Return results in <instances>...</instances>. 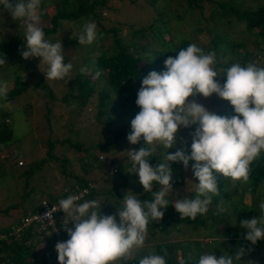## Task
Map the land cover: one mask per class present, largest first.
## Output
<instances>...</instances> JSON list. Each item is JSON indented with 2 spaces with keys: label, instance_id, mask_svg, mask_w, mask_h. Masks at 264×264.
<instances>
[{
  "label": "clouds",
  "instance_id": "obj_1",
  "mask_svg": "<svg viewBox=\"0 0 264 264\" xmlns=\"http://www.w3.org/2000/svg\"><path fill=\"white\" fill-rule=\"evenodd\" d=\"M41 3L42 0H15V3L0 0L4 11L24 23L21 56L38 58L39 68L43 62L47 66L43 73L48 80H62L73 66L64 63L60 40L53 43L45 39L41 27ZM96 39L97 25L94 21L86 22L77 39L78 44L90 45ZM216 62L215 51L205 53L191 43L174 57H167L163 62L164 70H152L142 78L135 99L139 112L130 121L126 139L132 145L141 139L144 141V146L138 150H128L132 165L130 174L137 175L143 191L151 192L153 198L141 201L135 194L124 195L116 215L101 214V205L96 200L78 203L83 193L61 199L58 208L53 205L44 213L43 219L37 217L47 221L55 231L53 214L64 213L63 227L69 238L55 244L58 264L131 261L133 250L145 246L150 220L159 221L170 203L181 218L195 219L208 212L212 196L218 193L217 173L234 182L248 180L251 163L264 152V67L255 63L242 66L237 62L227 68H217ZM5 65V58L0 56V66ZM80 71L86 73L88 69L81 68ZM100 75L97 70L95 77ZM221 76L226 77L223 83L215 79ZM7 90V82L0 81V96H5ZM213 94L228 101L234 114L217 115L195 99H188L208 98ZM193 125H196L194 131L188 133L190 154L183 147L165 154L167 149L175 146L178 130ZM182 143L186 141L182 140ZM157 146H162L165 151L161 154L162 159L151 165L149 158L154 156ZM189 161H193V179L187 180L186 191L194 190L195 197L170 201L173 177L169 162L181 163L188 170ZM154 183L160 186L158 191H153ZM259 208L264 210V202ZM69 223L72 224L70 228L67 227ZM240 227L246 230L243 239L255 245L264 239V214L241 220ZM245 254L243 246L235 252L223 249L219 255L204 252L197 264H241ZM167 255L166 251L157 254L152 250L140 257L138 264H166ZM179 264H188V261L181 259Z\"/></svg>",
  "mask_w": 264,
  "mask_h": 264
},
{
  "label": "trees",
  "instance_id": "obj_2",
  "mask_svg": "<svg viewBox=\"0 0 264 264\" xmlns=\"http://www.w3.org/2000/svg\"><path fill=\"white\" fill-rule=\"evenodd\" d=\"M118 1L121 2L120 0ZM12 2L15 3V0H12ZM0 8L3 9L2 6ZM102 10L116 13L119 8L112 6L111 0H77L71 3L69 10L57 9L48 18L47 24L41 25L45 39H47L48 35L57 31L60 20L77 22L82 18L80 23H86L88 18H92L97 25V39L90 44L85 56L80 60V66L75 76L72 79L66 77L69 83V90L76 89L77 93L73 95L69 92L65 95L68 98L65 99V96H63L62 99H65V102H69V99H71L76 103V107L82 109L80 105L84 106L90 100V96H94L95 107L86 118L95 119L94 128L97 131L98 140L94 144L93 142L87 145L83 144L82 137L84 138L86 132H88L86 125H84L82 133H76L75 141L68 140L66 142L67 147L72 151H77L78 148L79 152H82V155L76 158L75 153H73L75 151H70L71 154L69 155L65 154V142L63 140L58 141L53 138V140L48 141L49 148L39 160V165L49 162L58 169L65 168L62 173L69 169L71 171L77 170L75 182L79 185H86L88 181L96 183L98 178L103 176V181L108 186L96 193L98 196L97 202L101 205L100 212L103 215H116L117 208L122 206L124 195L135 194L141 201H150L153 198L151 192L143 191L137 175L135 173L130 174V171L125 169L127 165L131 166L130 163L125 165L117 164L116 167H111L112 161L109 160L108 162L106 155L103 160L97 159L96 156L98 151L105 152L108 146L117 145L129 133L130 121L139 112V108L135 105V99L142 78L152 70L157 72L164 70V60L169 56L174 57L176 52L191 43L201 47L205 53L215 51L217 61L215 66L217 68H227L237 62L242 66H246L248 63H255L260 67L258 61L261 58L264 59V0H256L254 8L246 5L245 0H169L168 4L167 0H153V4L144 10L151 11V15L146 17L145 21L137 27L136 25H125L118 21H113L111 17H103L100 15ZM185 13L192 15L196 22V28L181 38L176 45L172 46L171 39H162L159 29L161 25H165L172 19L181 20ZM205 14L207 15V23L201 25V21L206 18ZM103 20L111 21V23H104ZM229 31L231 33L233 31L237 33L246 31L251 36L245 42L250 43L246 47L250 52L235 51L233 48H238V44L233 41ZM71 42L72 45H77V49L80 47L76 38H73ZM70 44H66L69 51L68 55L63 54L64 63H67L65 61L67 56L77 52L76 47L69 46ZM23 45L24 32L20 33L16 38L0 40V56L5 58L6 64H18L24 59L21 56V51L24 50ZM243 45L246 46L245 44ZM25 62L27 63V61H24V66L27 67L28 65ZM81 68L91 69L89 73L93 75L99 70L101 75L98 78L94 76L91 79L86 73L80 71ZM215 79L223 83L226 77L221 76ZM42 82L45 83V81ZM43 83L42 86L45 89H49ZM11 84L13 85L8 88L7 94L4 96V100L7 102L25 89L18 74L12 76ZM208 98L212 101V109L208 108L209 111L221 116L234 114L228 101L220 99L215 94ZM188 99H195L199 104L200 99H203V101L207 100L201 96L189 97ZM26 107L28 108V106ZM123 121L127 123L122 125L121 122ZM98 122L101 123V134L97 127ZM5 123L6 118L3 117L0 120V127ZM195 127L196 125L191 126L192 129H195ZM12 134L11 130L0 128V144L8 145L12 141ZM78 136L81 140L77 139ZM102 137L103 140L100 141ZM186 142L191 143L190 137L186 139ZM56 143L58 146L54 152L53 149ZM92 149H96V152ZM150 158L152 161L154 156ZM113 168L115 170H112ZM34 169L35 166L29 165L22 170L21 175L28 176ZM216 176L218 187L220 174L217 173ZM175 181L182 183L181 178H176ZM234 185L235 189L232 194L235 195L238 203H240L241 195L245 190L251 193V198L253 197L251 199L252 205H255L264 196V194L259 192L260 188L264 186V152L251 163L248 180L246 182L235 181ZM159 188L158 184H153V191H158ZM194 194L195 192H189L186 197L194 198ZM173 196L170 195V201ZM59 197L64 198L66 194L62 192L58 194L49 193L46 198L51 200ZM212 198L217 201L231 199L229 194L219 189V187L218 193L213 195ZM83 199L78 201V203H82ZM20 204H17L14 208L20 206ZM7 208H3V213H6ZM241 208L245 212L248 207L241 205ZM19 212L23 211H18L14 214V222L17 221L16 214ZM212 217L214 218L213 215ZM251 218L252 216L249 217V219ZM118 221L119 218L117 216ZM202 222L204 220L200 218V215H197L195 219L181 218L180 214L176 212L170 203L159 221L150 220L148 237L144 248L134 249L133 259L128 262L120 260V264H138L139 258L152 250H155L157 254H163V251H166L168 254L166 264H179L181 259L188 261V264H195L194 260H196L197 264L199 256L208 249V246H203L202 241H193L194 251L188 252L186 247L179 248L175 244L177 241L169 243L166 238L171 227L176 229L181 225L195 227L197 224H202ZM7 230L8 227L1 228L0 233H6ZM241 232L240 225L220 231L221 238L214 243L212 241L209 245L213 249L212 252L218 253L216 250L218 245L222 251L224 249L228 252H235L236 248L243 246L246 249V254L241 257V264H246V260H250L247 257H254L255 260L264 264V261H262L264 260V239L252 245L243 239V235H240L242 234ZM39 234L40 232L37 231L35 225L31 224L16 240L13 239L10 242L0 241V264H46V259L43 257L42 252H35L32 247L38 242L36 238ZM215 234L217 235V232ZM33 235H36V237H32ZM48 238L52 240V238ZM25 242L28 243L26 244Z\"/></svg>",
  "mask_w": 264,
  "mask_h": 264
},
{
  "label": "rangeland",
  "instance_id": "obj_3",
  "mask_svg": "<svg viewBox=\"0 0 264 264\" xmlns=\"http://www.w3.org/2000/svg\"><path fill=\"white\" fill-rule=\"evenodd\" d=\"M77 0H42L40 12L41 15V25H46L48 18L57 10H69L71 8V3ZM112 6L119 8L116 13H110L106 10L100 11V15L103 17H111L113 21H118L119 23L125 25H141L146 17L151 15V11L145 10L146 7L153 4V0H111ZM167 0V4H168ZM171 3V2H170ZM256 0H245V4L249 5L250 8L255 7ZM180 11V8H179ZM206 18L201 21V25L207 23ZM82 18L75 22L69 20H60L57 26V31L48 35L47 39L50 42H57L58 40L62 43L63 54L68 55L69 48L66 46L67 43H71L72 39H78L79 35L83 32L84 24L80 23ZM93 21L92 18H88V22ZM104 23H111V21H105ZM118 23V24H119ZM196 22L192 18V15L185 13L181 20H174L161 25L160 31L162 34V39H171L172 46L183 38L185 35L189 34L196 27ZM24 32V23L22 20H15L11 15L0 8V40H8L9 38H16L20 33ZM230 32V31H229ZM230 36L234 42H237L238 48L234 47L235 51H249L247 46L250 43H245L251 38L246 31L242 32H230ZM204 41V39H202ZM75 43V42H73ZM78 43V42H77ZM245 44L246 46H244ZM80 45V44H79ZM66 46V47H65ZM74 47V48H75ZM90 45H80L77 52L67 56V63L72 64V70L66 76L68 79H72L80 66V60L85 56ZM251 48V47H249ZM233 50V51H234ZM250 52V51H249ZM27 61V67L24 66V61ZM66 63V64H67ZM260 67H264V59L258 61ZM47 66L40 62L38 58L23 59V61L18 64L8 63L5 66L0 67V81H6L8 88L13 84L12 76L18 74L25 89L14 96L11 101H5L4 96H0V120L3 117L6 118V123L0 128L9 129L12 131V141L6 144H0V229L8 227L14 222V214L18 211H33L37 209V205L40 199L46 198L47 194H58L63 192H68L71 190L73 185H77L75 182L76 171H71V169L62 173L65 168H56L49 162L39 165V160L47 152L49 146L48 141L56 138L58 141L63 140L64 151L66 155L71 154L67 147L68 140L75 141L76 133H82L84 125H86L88 132L86 136L82 137V142L87 145L91 142L93 144L97 142L98 136L97 131L94 128L95 119L92 120L91 117L86 118L87 115L91 114L95 100L94 96H90V100L84 106L76 107V103L69 99V102H65L68 97L65 96L67 93L76 94V89L69 90V83L66 77L62 80H48L45 78L43 71H46ZM91 70V69H90ZM90 70L86 72L91 79L95 75L89 73ZM42 81H45L43 83ZM42 83L49 89H45ZM51 94V96H50ZM65 96L63 100L62 97ZM207 100L200 99V104L207 109H212V101L209 98ZM203 101V102H202ZM197 102V101H196ZM28 106V108L26 107ZM26 107V108H25ZM77 110V111H76ZM122 125L127 122H121ZM94 125L92 128L91 126ZM90 126V128H89ZM98 130L100 134L102 132L101 123H97ZM194 131V129H184L178 130L176 136V143L173 148L167 149L168 153H174L177 149L183 147L187 154H190V142L182 143L189 138L188 133ZM130 132V131H129ZM99 133V132H98ZM181 134H183L181 136ZM127 136V135H126ZM126 136L117 143V145L112 147H107L105 152L98 151L96 156L103 160L105 155L107 156V161H112L111 167H116L117 164L130 163L128 158V150L136 149L144 146V141L141 139L135 145L130 144ZM181 136V137H180ZM81 140V138H77ZM103 140V137L100 141ZM58 144H55L53 151H56ZM59 148V147H58ZM96 152V149H92ZM61 151V150H59ZM75 151V150H73ZM72 151V152H73ZM165 151L162 146H157L156 151L153 154L154 158L151 161L149 158V163L151 165H156L160 159H162V153ZM75 157L82 155V152L77 151ZM16 166H15V164ZM20 162L21 164H18ZM172 168V193L174 195L172 200L179 198H186L188 191L187 180H192L191 165L193 161H189L188 170H185L181 163L169 162ZM29 165L35 166V169L28 176L21 175L23 169ZM132 166V165H131ZM131 166H126V170L130 171ZM110 167V168H111ZM113 170V169H112ZM73 176V177H72ZM180 176V177H179ZM176 178H181L182 183L175 181ZM103 176H100L96 183L91 181L87 182L88 193L84 196L85 200H96L98 201V196L96 193L108 186L103 181ZM193 182H197L193 180ZM219 189L226 191L231 197L230 200L217 201L212 198V203L208 206V212L204 215H200V218L204 220L202 224H197L195 227L181 225L177 229L171 227L168 230V237L166 241L169 243H175L180 248L186 247L188 252L194 251L193 241H202L203 246H208L205 252H212V247L209 246L211 242L218 241L220 237V231L226 228H231L233 226H239L240 221L244 219H249L250 216L257 217L264 214V210L259 208V204L264 202V196L261 197L255 205H252L251 193L245 190L241 195V201L238 203L236 197L233 193L235 189L234 181L230 178L223 177L222 175L218 178ZM190 192H195L194 190ZM260 194H264V186L259 190ZM64 194V193H63ZM93 194V195H92ZM195 195V194H194ZM254 196V195H252ZM21 203V204H20ZM20 204V206H16ZM241 205H246L248 208L244 210ZM8 207L6 213H3V208ZM223 211H219L220 209ZM15 211V212H14ZM216 211V212H212ZM245 213V214H244ZM17 215V214H16ZM214 216V218L212 217ZM238 215V217H237ZM242 234L246 233V230L241 228ZM217 232V235L215 234ZM4 233H0V241L10 242L13 239L3 237ZM32 237H36L33 235ZM16 240V239H14ZM210 242V243H209ZM218 243V242H217ZM33 248L36 247L37 251H41L38 244L32 245ZM217 255H219L222 250L220 246L216 247ZM250 260H246V264H263L254 257H247ZM264 261V260H262ZM196 264V260H194ZM53 264H58L57 255L54 256ZM115 264H120V260H117Z\"/></svg>",
  "mask_w": 264,
  "mask_h": 264
},
{
  "label": "built area",
  "instance_id": "obj_4",
  "mask_svg": "<svg viewBox=\"0 0 264 264\" xmlns=\"http://www.w3.org/2000/svg\"><path fill=\"white\" fill-rule=\"evenodd\" d=\"M101 158V157H99ZM18 164H21L18 162ZM87 189V192L85 193L84 190ZM66 194V197L64 198H54L51 200H48L47 198H42L39 200L37 209L33 211H26V212H19L17 214V221L13 222L6 233H4L2 236L11 238V239H17L20 237L28 226L31 224L35 225L37 231L40 232L38 237V242L35 244H38L41 251H37L36 247L33 248L35 252H42L43 257L46 259V264H53L54 256L57 254L55 251V244L57 242H63L66 241L69 237L66 234V231L63 227V218L64 213L62 211H57L53 214V219L55 220V231L52 230V227L49 226L47 221H41L37 217H40L43 219L44 213L52 208L53 205H56L57 208L59 207V201L61 199L67 198L69 195H81V199L84 198V196L88 193V187L86 185H73L70 191L63 192ZM87 201L83 199L82 202ZM67 227H72V224L69 223ZM51 233V234H50ZM50 234V235H49ZM48 237L52 238L50 240ZM26 244L28 242H25ZM38 259V258H37Z\"/></svg>",
  "mask_w": 264,
  "mask_h": 264
}]
</instances>
